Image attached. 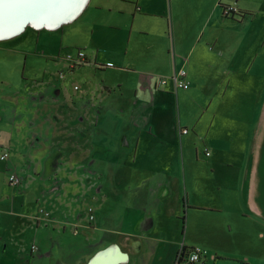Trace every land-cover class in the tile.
<instances>
[{"label":"crops","instance_id":"crops-1","mask_svg":"<svg viewBox=\"0 0 264 264\" xmlns=\"http://www.w3.org/2000/svg\"><path fill=\"white\" fill-rule=\"evenodd\" d=\"M111 2L107 7L96 0L95 8H107L109 19L96 32L110 33L104 43L118 57L99 59L100 47L90 42L80 48L87 60L80 66L72 68L61 53L52 56L57 68L44 73L50 82L33 81L38 73L26 76V57L23 69L8 70L4 80L0 76V249L5 253L0 264L32 263L16 253L22 243L28 245L27 228L33 231L29 240L39 243L37 259H48L51 246L58 249L55 264H105L110 256L116 260L108 264H172L180 245L204 249L206 264L210 255L214 264H256L258 259L264 264V191L254 186L264 164V111L250 130L251 157L238 160L245 163L243 175L230 173V163L217 171L227 181L241 178L240 192L215 198L196 188V178L186 168L187 162L199 164V140L234 139V134L214 129L218 115L209 110L214 97L201 105L198 85L206 67L208 89L215 87L220 76L214 61L230 84L228 71L238 44L232 39L246 40L248 31L241 35L238 29L256 17L250 0ZM223 5L249 13L243 19L225 16ZM13 38L0 41L7 59L16 50L3 44ZM181 67L188 71L189 89L171 80ZM161 77L168 83L157 87ZM226 90L216 94L224 97ZM204 115L209 120L201 131ZM30 132L34 145L26 154ZM228 149L227 144L206 146L202 154L221 170L222 163L211 156ZM4 151L9 152L6 159L1 158ZM8 166L20 178L30 168L26 192L9 184ZM42 206L49 217L37 226L29 218ZM72 234L85 235L87 241L68 242Z\"/></svg>","mask_w":264,"mask_h":264},{"label":"rangeland","instance_id":"rangeland-1","mask_svg":"<svg viewBox=\"0 0 264 264\" xmlns=\"http://www.w3.org/2000/svg\"><path fill=\"white\" fill-rule=\"evenodd\" d=\"M111 1L112 0H100L102 6H107V3L112 4ZM250 3L252 6L251 9L256 13V17L251 24L247 22L238 29V31H241V35H244V31H248L246 40L242 39L243 37H233L234 39H232L238 44L234 45L235 48L233 51L235 54L231 60L228 71V75L230 74V84L226 85V82H224L225 70L218 68L216 61H214L216 68L215 75L217 78L220 76V79H217V84H215V87L212 90L208 89V84L210 82V78L208 76L209 72L207 70L208 68L204 67L205 74H203V76L200 78L198 85L199 96L197 97V100H202V102H199L201 105L204 104L205 106L208 104L209 98L214 97V103L209 108L210 112L218 115V118H216V121L214 122V129L218 130L217 127L221 128L222 131L218 130V132H221L219 133L220 135H226L229 132L231 135L234 134V139L232 141L231 138H228L224 142L221 140V138L217 139V136L210 137V139H208L209 141L199 140L201 145L199 152L201 155L199 164L196 162L191 163L192 161L186 163V168L187 171L190 172V177L196 178L194 179L196 188L207 193L213 192L215 198L216 196L219 198L221 195H225L227 193L232 195L235 192H240V187L243 183L241 178L239 181H227L226 179H223L222 175L217 173V171H225L226 168L229 167L228 163H230V165L234 166L230 167V173L234 174L236 171H239V174L241 176L243 175L244 169L246 168L245 163L242 165L241 162H238V160L241 155L242 157L244 156L245 160H248L251 157L252 149H248L247 147V141L249 142V138L251 137V135H249L250 130L253 129L252 124L256 122L259 114H262V111H264L262 107L264 106V0H250ZM95 5H97L96 0L91 4L92 7L87 9L82 17L76 20L75 23H67L58 29H49L45 27L38 29L33 27V25H28L19 35H15V38H13L14 36L10 37L13 39H11V41L8 43L3 44V46L15 48L16 51L9 59H7L8 57L6 55L8 53L4 49H0V56L2 58L0 62V76H2V80H4L6 77L8 70H12V72H14L15 70L18 71L19 67L20 69H23L26 57V76L38 73L39 78L32 77L33 81L36 83L41 81L44 83L46 81L48 82L50 78H45V70L48 68L50 71L57 68V65L54 61L57 58H52V56L57 57L63 55L64 57L65 55L67 56L71 53L78 55L80 48L84 47L85 44L90 42L91 44L94 42L100 47L98 48V54L100 55L99 59H103L106 56L118 57L117 53H111L110 46L104 43V41L108 40L107 38L110 33L108 32L107 35H102L96 32L103 28V25L108 23L109 19L108 13L106 11L107 8L96 9ZM92 29L94 31H92ZM1 40L2 39H0V41ZM83 51L86 52L85 49ZM59 53L62 55H59ZM213 54L214 53H212V55ZM212 58L214 59V57ZM111 61L116 64H120L121 62L120 60H116V58H112ZM137 65L141 66L142 61H137ZM120 66L121 65H117L113 69H117ZM14 74L15 73H13V76ZM40 77L43 78L41 79ZM8 78H10V76ZM114 78L120 79L121 77L120 75L117 76L115 74ZM124 80L127 81V79ZM226 88V94L224 97H222L221 92H223V90ZM220 89V94H216V90ZM190 111H192L195 115L199 113V110L196 111L191 108ZM182 112L187 114L185 107L182 109ZM207 120H209V118L206 115H204L202 119L199 120V128L201 131H205ZM263 123L264 121L262 122V126L264 128ZM211 136H213V133H211ZM34 139L35 138L31 135V132L29 135L25 136V150L28 151L26 154H31V148L34 145ZM215 140L217 142H215ZM218 144L222 148H224L226 144L229 146L228 150L214 151L213 155L211 156L215 158V161L222 163L221 170H217V166L215 167L207 164L206 162L208 158L210 159V157L206 158V156L202 154L206 146H216ZM239 149L242 150L238 151ZM260 149L261 147L259 146L256 153L257 155H259ZM262 158L264 159V152L262 153ZM209 167L214 168L215 171L210 173L208 171ZM13 168L14 167L10 168L8 166L7 170H9L10 174L14 173L18 175V172L12 170ZM24 170H28L27 177L21 176V178H23L22 184L16 187L22 192H26L28 190V181L31 178L30 168L25 167ZM257 173L264 182V164L263 167L259 168ZM261 180H258L257 183H254V186L257 188L258 192L264 191V184H261ZM9 184L11 185V182H9ZM238 199L241 200L240 198ZM46 217H49V212L45 210L44 206H42L39 209L37 215L34 218L32 217L29 219L34 224L36 220L37 226H39V224H41L40 222H43V218ZM32 236L33 231L30 228H27L24 233V237L28 238V242L26 243H28L29 246L26 244L23 245L22 243L21 246L16 249V253H18L19 256L25 257L27 260L31 261V264H55V261L53 262V260H55V257L58 254V249L51 246V255H49L48 259L43 260L39 259V257L37 259L36 256L39 255V252H37L39 250V243L31 242L29 239H31ZM68 236L70 238H68V242H71L75 239L76 242L78 241L84 243L87 241L85 235L76 238L73 234ZM181 247L182 245H180L179 249H181ZM42 250L43 252L46 251V249L43 247ZM4 254L5 253L0 249V256L4 257ZM240 254V252L235 253L236 256H241ZM72 256L73 252L70 251V258H72ZM175 260H173L172 264H175ZM208 261L209 264H214L211 255L207 260V263ZM256 261L255 263L259 264L260 260L258 259Z\"/></svg>","mask_w":264,"mask_h":264},{"label":"bare ground","instance_id":"bare-ground-1","mask_svg":"<svg viewBox=\"0 0 264 264\" xmlns=\"http://www.w3.org/2000/svg\"><path fill=\"white\" fill-rule=\"evenodd\" d=\"M78 1L0 0V35L9 33L12 29L17 28L20 23H24L28 19H33L34 21L44 20L47 22L56 21L71 13ZM33 27L42 28L38 26Z\"/></svg>","mask_w":264,"mask_h":264},{"label":"built area","instance_id":"built-area-1","mask_svg":"<svg viewBox=\"0 0 264 264\" xmlns=\"http://www.w3.org/2000/svg\"><path fill=\"white\" fill-rule=\"evenodd\" d=\"M231 7V6H230ZM86 53L82 50H79L78 55L69 54L65 57L70 64L71 67L74 68L76 66H80L86 62ZM109 66H112V63H108ZM187 74L188 71L186 68L181 67L174 75L171 77V80L178 88L183 89H189L190 88V82L187 80ZM168 83L167 77H161L156 81L157 87H162ZM78 86H75L77 88ZM188 130H185L187 132ZM208 155L209 152H206ZM9 157V152L4 151L2 152L1 158L6 159ZM9 181L14 186H18L21 184V178L19 175H16L14 173L10 174ZM179 257L176 258L175 264H206L207 259V253L204 249L197 247V246H191L187 248L186 250H182V247L180 249Z\"/></svg>","mask_w":264,"mask_h":264},{"label":"water","instance_id":"water-1","mask_svg":"<svg viewBox=\"0 0 264 264\" xmlns=\"http://www.w3.org/2000/svg\"><path fill=\"white\" fill-rule=\"evenodd\" d=\"M87 2H88V0H79L75 9H73L71 13H69L67 16H65V17L63 16V17H61V18H59L53 22H49V21L47 22L44 20L34 21L33 19H28V20L24 21V23H20V25L17 28L12 29L9 33L1 34L0 39H7V38L13 37L17 34L19 35L28 25L38 26V27H42V28L45 27V28H49V29H52V28L56 29L62 24H67V23H70L71 21H73L78 16V14L81 13V11L86 7ZM101 254L105 255V253H99L97 256H99ZM105 257H106V255H105ZM121 257H122V255H121ZM113 260L114 261L116 260L115 256H110L109 259L105 262V264H108L109 262L112 263Z\"/></svg>","mask_w":264,"mask_h":264},{"label":"trees","instance_id":"trees-1","mask_svg":"<svg viewBox=\"0 0 264 264\" xmlns=\"http://www.w3.org/2000/svg\"><path fill=\"white\" fill-rule=\"evenodd\" d=\"M223 9H224V15L225 16H230V17L232 16V17L237 18V19H243L245 17V15L247 13H249V11H241L239 9H234L233 7H230L228 5H223ZM187 248H189V247L183 246L182 250H186ZM179 253H180V250H179ZM177 257H179V254Z\"/></svg>","mask_w":264,"mask_h":264},{"label":"flooded vegetation","instance_id":"flooded-vegetation-1","mask_svg":"<svg viewBox=\"0 0 264 264\" xmlns=\"http://www.w3.org/2000/svg\"><path fill=\"white\" fill-rule=\"evenodd\" d=\"M41 29V28H40Z\"/></svg>","mask_w":264,"mask_h":264}]
</instances>
